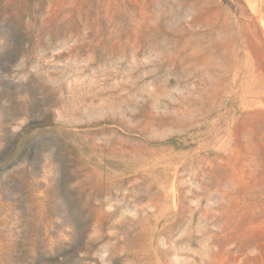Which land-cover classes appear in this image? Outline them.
Listing matches in <instances>:
<instances>
[{
	"label": "rangeland",
	"instance_id": "rangeland-1",
	"mask_svg": "<svg viewBox=\"0 0 264 264\" xmlns=\"http://www.w3.org/2000/svg\"><path fill=\"white\" fill-rule=\"evenodd\" d=\"M0 264H264V0H0Z\"/></svg>",
	"mask_w": 264,
	"mask_h": 264
}]
</instances>
